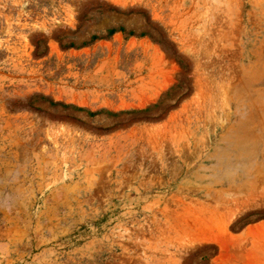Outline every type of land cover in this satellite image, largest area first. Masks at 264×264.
I'll use <instances>...</instances> for the list:
<instances>
[{"label": "rangeland", "instance_id": "1", "mask_svg": "<svg viewBox=\"0 0 264 264\" xmlns=\"http://www.w3.org/2000/svg\"><path fill=\"white\" fill-rule=\"evenodd\" d=\"M0 264H264V0H0Z\"/></svg>", "mask_w": 264, "mask_h": 264}]
</instances>
